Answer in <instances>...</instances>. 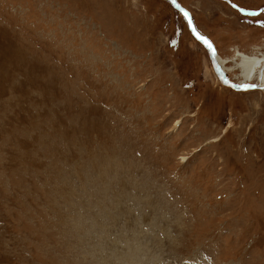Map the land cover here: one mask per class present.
Instances as JSON below:
<instances>
[{"label": "rangeland", "instance_id": "obj_1", "mask_svg": "<svg viewBox=\"0 0 264 264\" xmlns=\"http://www.w3.org/2000/svg\"><path fill=\"white\" fill-rule=\"evenodd\" d=\"M176 1L243 86L264 0ZM217 63L169 0H0V264H264V91Z\"/></svg>", "mask_w": 264, "mask_h": 264}, {"label": "bare ground", "instance_id": "obj_2", "mask_svg": "<svg viewBox=\"0 0 264 264\" xmlns=\"http://www.w3.org/2000/svg\"><path fill=\"white\" fill-rule=\"evenodd\" d=\"M177 2V1H176ZM178 4V3H177ZM179 5V4H178ZM184 11H187L184 9L181 5H179ZM188 12V11H187ZM192 22V21H191ZM193 27L195 28L194 24ZM197 31V30H196ZM199 32V31H198ZM200 41V40H199ZM202 42V41H201ZM206 44V43H205ZM207 45V44H206ZM212 45V44H211ZM208 46V45H207ZM213 49V53H214ZM235 59L238 61L237 67L240 68L241 76L245 80L242 82L241 85H252V79H256L258 82L257 84H261L262 87H264V52H258L255 54H252L251 56L242 54L240 50L238 51L237 57L235 55ZM218 62L216 65V73L217 75L220 74L221 77L224 78V80L227 79V65L228 63L222 59V57L219 56L216 50V61ZM229 70V69H228ZM227 71V72H226ZM230 71V70H229ZM218 77L220 80H223L219 75ZM242 79V80H243ZM223 80V83L227 86H229L227 83H225ZM232 85L239 86V83H235L234 81L228 80ZM254 88V87H253ZM256 88V87H255ZM237 89V88H236ZM244 89V88H243ZM248 89V88H245ZM252 89V88H251ZM260 89V88H259ZM264 91V89H262Z\"/></svg>", "mask_w": 264, "mask_h": 264}, {"label": "water", "instance_id": "obj_3", "mask_svg": "<svg viewBox=\"0 0 264 264\" xmlns=\"http://www.w3.org/2000/svg\"><path fill=\"white\" fill-rule=\"evenodd\" d=\"M170 2H171V4L172 5H175V7L180 11V12H182V14L184 15V10L177 4V2H175V3H173V0H169ZM184 17H185V15H184ZM185 19H186V21H187V23L189 24V28H190V30H191V32L194 34V36L198 39V40H200V41H202L203 43H205L203 40H201V39H199L198 37H197V35H196V32H198V31H196V29L193 27V24H192V22H189V18H187V17H185ZM208 46H209V44H207ZM209 49H210V51H211V55H212V61L214 62V53H213V49H214V46H209ZM220 77H221V75L220 74H218ZM223 80H224V78L223 77H221ZM224 82L225 83H227L230 87H234V88H237V89H242V88H244V87H242V86H240V87H238V86H235L234 84L232 85L228 80H224ZM252 85H255V87L256 88H260V89H264V87H262V86H260V85H258L257 83H253ZM249 88H252V87H249Z\"/></svg>", "mask_w": 264, "mask_h": 264}, {"label": "snow or ice", "instance_id": "obj_4", "mask_svg": "<svg viewBox=\"0 0 264 264\" xmlns=\"http://www.w3.org/2000/svg\"><path fill=\"white\" fill-rule=\"evenodd\" d=\"M175 2H176V0H173V3H175ZM241 11H244V9H241ZM184 15H185V17L189 18V22H191V18H190L189 13L187 11L184 12ZM253 15H258V13H253ZM257 23L264 25V21H257ZM196 35L199 39L203 40L206 44H209V46H211V43L207 37L203 36L199 32H196ZM242 87L249 88V87H255V85H243Z\"/></svg>", "mask_w": 264, "mask_h": 264}, {"label": "trees", "instance_id": "obj_5", "mask_svg": "<svg viewBox=\"0 0 264 264\" xmlns=\"http://www.w3.org/2000/svg\"><path fill=\"white\" fill-rule=\"evenodd\" d=\"M170 2V1H169ZM171 3V2H170Z\"/></svg>", "mask_w": 264, "mask_h": 264}]
</instances>
